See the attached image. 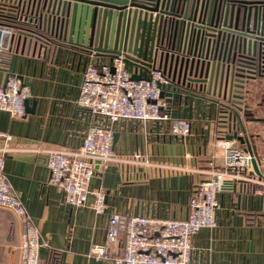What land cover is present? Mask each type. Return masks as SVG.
Segmentation results:
<instances>
[{
	"label": "built area",
	"instance_id": "1",
	"mask_svg": "<svg viewBox=\"0 0 264 264\" xmlns=\"http://www.w3.org/2000/svg\"><path fill=\"white\" fill-rule=\"evenodd\" d=\"M0 1L15 4L13 0ZM19 16L20 13L17 17L22 23ZM14 30L13 24L0 21V70L5 52L13 41ZM87 54L78 91L73 98L69 96L67 99L74 108L76 131L82 136L81 143L76 149L47 150V186L60 193L63 204L83 208L88 205L89 184L95 166L105 168L119 162L134 166L141 172L158 173L150 178L153 203L149 213L134 211L128 204L110 208L105 202L102 187L92 192L91 211L95 216H105L106 223L103 239L91 244L89 254L96 259L112 260L115 264H191L194 238L200 231L217 225L218 195L224 189H235L237 183H241L245 191L251 188L264 197V126L261 130H254L259 136L255 135L251 143L255 147L252 153L245 142L239 145L236 138L226 139L234 132L243 137L248 131L243 132L234 114L236 107H227L224 98L215 96L213 121L221 136L218 143L222 144V152L220 158H213L210 168L198 170L199 174H206V178L194 179L190 166L151 158L148 154L119 155L115 147L114 126L120 120L137 124L169 121V136L181 138L183 143L193 131L194 124L187 117H171L172 108L166 97H161L159 86L170 81L161 69H152L147 78L132 79L121 55L109 60L93 48ZM252 74L254 80L261 82L259 102L264 98V69L255 68ZM69 85L62 84L59 93ZM36 97L38 95L23 76L8 74L0 82V110L8 112L11 118H22L25 100ZM59 100L66 101V98L60 97ZM237 112L242 115V112ZM0 138L10 140L12 135L0 131ZM4 150L6 147L0 146V207L10 210L22 226L18 264H41L39 249L42 243L38 230L7 180L3 168ZM253 158L258 175L254 174ZM175 205H183L184 213H170ZM172 210L175 211V207Z\"/></svg>",
	"mask_w": 264,
	"mask_h": 264
},
{
	"label": "crops",
	"instance_id": "2",
	"mask_svg": "<svg viewBox=\"0 0 264 264\" xmlns=\"http://www.w3.org/2000/svg\"><path fill=\"white\" fill-rule=\"evenodd\" d=\"M14 31L13 41L1 63L0 82L8 74L23 76L38 97L25 100L22 118H11L8 112L0 110V131L12 135L10 140L0 138V146L6 147L2 154L7 180L38 230L42 243L39 249L41 263L47 264L45 260L52 250L60 256L50 259L48 264H115L112 260L96 259L89 254L91 244L103 239L106 223L105 216H95L91 211L92 192L102 187L110 208L128 204L134 211L149 213L153 203L150 178L158 173L141 172L119 162L105 168L95 166L89 184L88 205L72 208L63 204L60 193L47 186V150L76 149L81 143L74 108L67 101L69 96L73 98L79 84L75 83L72 88L69 85L63 94L59 93L62 85L58 88L56 79L46 76L45 66L40 76L36 40L18 34V29ZM248 88L245 100L256 106L261 82L253 80ZM60 97L66 101L59 100ZM203 113L201 109L196 113L193 107L191 117L186 116L193 121L194 128L184 143L181 138L169 136V121L137 124L120 120L114 126L117 153L124 156L148 154L151 158L177 162L190 166L194 179L206 178L207 175L199 174L198 170L210 168L213 158H220L222 144L218 143L221 136L213 121L215 105L211 108L207 105ZM256 115L264 117V112L257 111ZM254 124L245 123L246 130L250 131ZM263 126L262 122L256 123L255 130H261ZM240 184L237 183L235 189H224L218 195L217 225L200 231L194 238L191 264H264V222L258 216L255 223L244 221L247 212L259 213L262 197L251 188L245 191ZM171 208L170 213L174 215H181L185 210L183 205ZM21 229L18 217L0 207V264H18Z\"/></svg>",
	"mask_w": 264,
	"mask_h": 264
},
{
	"label": "water",
	"instance_id": "3",
	"mask_svg": "<svg viewBox=\"0 0 264 264\" xmlns=\"http://www.w3.org/2000/svg\"><path fill=\"white\" fill-rule=\"evenodd\" d=\"M13 1L27 26L18 34L36 40L40 76L45 66L58 88L80 83L89 49L109 60L121 55L132 79L163 71L170 82L159 85L160 95L173 118L191 117L193 107L204 114L215 96L224 98L227 107L242 112L234 109L244 133L245 123H255L243 137L234 132L225 138L254 151L256 123H264L256 112L264 98L252 106L244 95L254 69H264V0Z\"/></svg>",
	"mask_w": 264,
	"mask_h": 264
},
{
	"label": "trees",
	"instance_id": "4",
	"mask_svg": "<svg viewBox=\"0 0 264 264\" xmlns=\"http://www.w3.org/2000/svg\"><path fill=\"white\" fill-rule=\"evenodd\" d=\"M19 13H21L20 6H17L10 2L0 1V21L13 24L15 26V29L24 28L26 26L18 21L17 14ZM257 216L262 222H264V197L262 198V205L259 209V213L254 214L252 212H247L245 214L244 221L250 224L255 223L254 220H256ZM59 256V252L50 250L45 262L48 264L50 259L55 260L58 259Z\"/></svg>",
	"mask_w": 264,
	"mask_h": 264
},
{
	"label": "rangeland",
	"instance_id": "5",
	"mask_svg": "<svg viewBox=\"0 0 264 264\" xmlns=\"http://www.w3.org/2000/svg\"><path fill=\"white\" fill-rule=\"evenodd\" d=\"M257 111H258V113H260V111L264 112V105H262V107L258 108Z\"/></svg>",
	"mask_w": 264,
	"mask_h": 264
}]
</instances>
